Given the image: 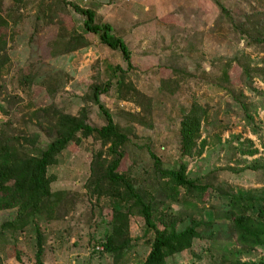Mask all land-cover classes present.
<instances>
[{
	"label": "rangeland",
	"instance_id": "rangeland-1",
	"mask_svg": "<svg viewBox=\"0 0 264 264\" xmlns=\"http://www.w3.org/2000/svg\"><path fill=\"white\" fill-rule=\"evenodd\" d=\"M219 1L232 22L220 15L212 0H67L95 11L97 21L114 28L131 52L133 68L127 71L121 53L91 35L85 36L91 47L52 56L59 24L67 31L83 32V17L62 0H24V7L10 12L11 0H3L11 25L0 35L12 40L7 50L10 62L0 75V130L21 143L24 138L33 140L27 148L44 151L57 138L52 127L55 112L79 118L83 111L87 123L100 128L105 118L92 93L111 82L99 102L118 131L129 137L119 173L150 202L155 225L161 228L160 220L174 222L176 230L183 231L192 222L201 224L203 238L168 264L264 261V249L250 251L238 244L232 219L239 215L228 206L231 197L254 194L264 199V39L249 40L238 30L259 6L253 0ZM117 67L120 71L114 76ZM24 77L30 78L27 84ZM118 79L127 85L121 94ZM238 102L246 106L253 125L244 122ZM193 105L206 112L195 151L201 153L183 157L180 123ZM44 108L49 113L40 111ZM99 152L100 160L95 156ZM150 153L163 170H179L185 164L186 175L208 190L190 196L178 189L177 197L169 199L158 184L166 179L157 180ZM104 158L110 160L107 147L92 138L69 144L48 169V176L55 178L51 191L61 194L49 216L13 232L2 225L16 210L0 212V264H143L153 233L137 214L126 221L132 240L127 251L113 256L104 252L117 203L93 189L91 164L95 160L104 165ZM100 172L97 168L96 174ZM104 186L102 191L108 190ZM258 207L259 203L245 215L246 226L247 220L256 219ZM36 230L42 242L40 263Z\"/></svg>",
	"mask_w": 264,
	"mask_h": 264
},
{
	"label": "trees",
	"instance_id": "trees-1",
	"mask_svg": "<svg viewBox=\"0 0 264 264\" xmlns=\"http://www.w3.org/2000/svg\"><path fill=\"white\" fill-rule=\"evenodd\" d=\"M62 1L65 6H70L76 14L83 17V32H77L75 29L67 31L63 25L59 24L57 39L51 45L52 56H56L61 52L71 54L83 48L91 47L85 37L91 35L97 39L100 45L111 51L120 52L127 66V71L133 68L130 50L110 24L97 21V14L91 9H82L76 4L67 2V0ZM212 1L218 7L220 15L232 22L231 14L226 7L219 0ZM253 1L256 2L259 9H252L250 15L245 16L246 23L238 30L247 39L259 42V38L264 39V10L261 9L264 0ZM11 3L8 12L18 11L25 6L24 0H11ZM47 10L53 13L50 6L47 7ZM53 18V16L48 18L49 23H53ZM12 23L15 24L17 21L13 20ZM10 25L11 22L4 16L3 0H0V30L9 29ZM10 40H12L11 36L8 38L6 35H0V75L10 62L7 55ZM119 71L120 68H114L113 75L115 76ZM227 73L226 70L222 72V78ZM245 74L249 76L248 71H245ZM23 79V84L30 81L29 77ZM110 86L111 82H107L103 87H95L92 93L94 103L98 105L105 118L104 126L100 128L90 126L87 123L88 116L83 111L79 118L65 115L62 112H55L52 127L57 133V138L44 151H33L27 148L29 143H32V146L34 145L33 140L31 142V140L24 138L21 143V139H14L8 136L5 131L0 130V212L16 210L15 217L5 222L2 228L13 232L23 231L36 218L45 214L49 216L53 206L60 200L61 194H54L51 191V184L55 181V178L48 176V169L56 164L57 157L66 150L69 144L76 143L81 139L92 138L101 143L102 147H107V157L110 158V160L104 158L101 161L105 166H100L95 160L91 164V172L95 180L93 182L94 192L98 196L105 195L117 201L111 216L109 231L103 241L104 252L113 256L117 253L124 254L127 251L132 240L128 238L126 221L129 215L137 214L143 218L146 230L153 233L150 252L143 264H168L172 257L191 251L194 242L203 238V235L199 232L201 224L192 222L183 231H177L174 222L166 224L160 220V226L162 227L155 225L152 222L153 209L150 202L143 197L125 174L119 173L124 158V147L128 144L129 137L127 134L118 131L111 114L99 102L100 96L106 94ZM126 87L127 85L122 80H117L118 93L121 94ZM148 103V105L146 104L147 108L151 104L150 101ZM238 104L243 110L244 122L248 126L253 125V119L248 114L246 106L240 102ZM40 111L43 113L48 112L45 108ZM205 116V111L202 112L198 105H193L182 119L180 138L183 157L200 155L201 151L195 152L196 143L200 139V128ZM203 146H201L202 149ZM150 155L157 180L160 182L166 179V183L158 184L161 186V191L169 199L177 197L178 189L184 190L185 194L190 196L195 192L202 195L204 191L208 190L207 187L197 185L196 180H192L186 175L185 164L179 170H163L161 161L151 153ZM95 156L96 159L100 160L103 154L99 152ZM97 168L101 169L99 174H96ZM104 185L109 187L108 190L102 191L105 188ZM169 188L172 190L171 194L168 193ZM53 197L58 198L52 201ZM257 203H259V207L256 212V219L247 220L246 223L249 222L250 226H246L243 223L245 215L253 211ZM228 206L239 215L238 218L232 219L233 231L236 234L238 244L250 251L256 248L264 249V199L261 200L254 194H250L246 198L239 197L236 199L231 197ZM207 224L211 225V223ZM36 231L38 232L36 259L40 263L42 242L39 231ZM235 264L241 263L237 261ZM258 264H264V261Z\"/></svg>",
	"mask_w": 264,
	"mask_h": 264
}]
</instances>
